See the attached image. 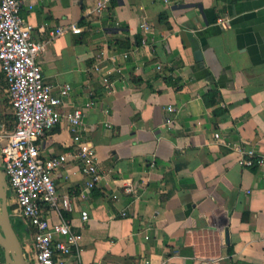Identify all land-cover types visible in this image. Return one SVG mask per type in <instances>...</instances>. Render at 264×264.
Here are the masks:
<instances>
[{"label": "crops", "instance_id": "0c3cea01", "mask_svg": "<svg viewBox=\"0 0 264 264\" xmlns=\"http://www.w3.org/2000/svg\"><path fill=\"white\" fill-rule=\"evenodd\" d=\"M97 1L21 6L34 38L49 41L37 60L53 93L71 85L59 110L85 112L103 175L82 198L79 160L55 172L82 234L66 264H264V168L232 148L264 156V0H111L91 15ZM72 23L83 32L50 37ZM38 144L46 157L76 150L66 119Z\"/></svg>", "mask_w": 264, "mask_h": 264}, {"label": "built area", "instance_id": "2783aa9c", "mask_svg": "<svg viewBox=\"0 0 264 264\" xmlns=\"http://www.w3.org/2000/svg\"><path fill=\"white\" fill-rule=\"evenodd\" d=\"M110 1L98 0L90 14L102 15ZM173 1L163 0L167 4ZM23 2L24 0H0V72L5 80L0 85V92L11 105L15 119L12 130L4 127L0 129L1 163L8 181V191L11 188L15 195L17 215L33 230L34 253L31 256L29 252L30 264H66L65 257L75 252L79 257L82 234L73 229L65 216V212L73 210L74 196L58 195L55 172L65 167L71 155L79 160L81 172L87 176L79 194L82 198L89 196L103 175L99 169L95 147L84 136L90 130L84 110L78 108L65 113L59 110L71 85H64L60 94L55 95L54 86L45 80L37 59L47 50L49 41L34 38L35 27L21 15ZM220 22L224 25L227 23L222 19ZM142 28L146 33L152 31L147 22L142 24ZM38 29L43 35L47 31V25L42 24ZM48 32L53 38L69 32L80 34L83 28L72 23L51 28ZM90 105L91 103L86 104L87 107ZM168 110L174 109L169 107ZM63 119L69 123L76 150L72 154L46 157L38 141ZM167 122L171 123L172 119H167ZM215 138L222 139L220 133H215ZM232 148L240 155L241 164L264 168V156L257 154L254 149H246L241 144H233ZM125 190L134 192L135 187L130 182ZM52 212L58 216L57 221H53ZM88 219V212L82 211L83 223ZM0 264H6L1 252Z\"/></svg>", "mask_w": 264, "mask_h": 264}, {"label": "water", "instance_id": "95a60500", "mask_svg": "<svg viewBox=\"0 0 264 264\" xmlns=\"http://www.w3.org/2000/svg\"><path fill=\"white\" fill-rule=\"evenodd\" d=\"M196 60L202 59L201 51L195 52ZM1 106V100H0ZM0 246L4 253L6 264H30L26 258L24 245L19 238L8 206V181L5 172L2 169L0 156Z\"/></svg>", "mask_w": 264, "mask_h": 264}, {"label": "trees", "instance_id": "16d2710c", "mask_svg": "<svg viewBox=\"0 0 264 264\" xmlns=\"http://www.w3.org/2000/svg\"><path fill=\"white\" fill-rule=\"evenodd\" d=\"M141 41H138V44ZM169 82H171L170 80H168ZM5 80H4V76L3 73L0 72V85L4 84ZM218 97V93L212 91L211 93H209L208 95H206L205 97V101L207 103V105H211L216 103V99ZM10 107L11 105L8 103L7 100H3L1 102V108H0V126L4 125L6 127L7 130H12L15 126V119H14V115L13 113H6L4 112L3 108L4 107ZM14 228L19 236V231H24L25 233H28V230L30 229V227L27 229V226L24 225L22 223V221H19L18 223L14 224ZM20 238V236H19ZM3 251V250H2ZM2 255L4 257V253L2 252Z\"/></svg>", "mask_w": 264, "mask_h": 264}, {"label": "rangeland", "instance_id": "374dc122", "mask_svg": "<svg viewBox=\"0 0 264 264\" xmlns=\"http://www.w3.org/2000/svg\"><path fill=\"white\" fill-rule=\"evenodd\" d=\"M0 99H1V102L4 100L1 92H0ZM0 108H1V106H0ZM3 110L6 113H12V109L8 106L4 107ZM2 127H4L6 129V127L4 125L0 126V129ZM14 199H15L14 194L10 188L8 191V206H9V211H10V215H11V220L14 224H16L19 221H22L23 219L19 218L17 215V209H16V206L14 203ZM19 236H20V239L24 245V252H25L26 258L30 260V255H29L27 247H28V242H30L31 244L33 243V234L30 232L25 233L24 231H19ZM0 250H1V248H0ZM0 252L2 253V250Z\"/></svg>", "mask_w": 264, "mask_h": 264}, {"label": "flooded vegetation", "instance_id": "af4514ba", "mask_svg": "<svg viewBox=\"0 0 264 264\" xmlns=\"http://www.w3.org/2000/svg\"><path fill=\"white\" fill-rule=\"evenodd\" d=\"M22 221H23L24 223L26 222V221H24V220H22ZM26 223H27V222H26ZM0 248H1V246H0ZM1 250H2V248H1ZM1 250H0V251H1ZM2 252H3V251H2Z\"/></svg>", "mask_w": 264, "mask_h": 264}]
</instances>
